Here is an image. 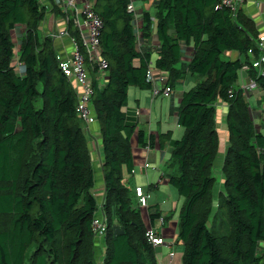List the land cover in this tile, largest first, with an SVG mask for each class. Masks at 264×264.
Segmentation results:
<instances>
[{"label": "trees", "instance_id": "obj_1", "mask_svg": "<svg viewBox=\"0 0 264 264\" xmlns=\"http://www.w3.org/2000/svg\"><path fill=\"white\" fill-rule=\"evenodd\" d=\"M45 1L56 15L54 0ZM131 1H93L106 64L102 86L93 77L97 69L87 65L104 158L107 229L99 258L91 226L100 201L91 154L74 85L59 67L52 39L39 32L46 7L41 0H0V264H158V247L146 231L163 215L157 206L138 207L123 178L124 171L134 172L132 137L141 148L155 140L135 134L124 111L130 88L151 90L150 54L138 48L153 37L159 43L154 70L166 75L168 87L187 73L198 79L177 109L182 137L158 136L171 147L163 178L183 198L181 264H264V123L255 125L235 88L243 65L250 64L248 52L260 55L256 24L222 0H154L153 13L140 14L136 35L135 16L127 11ZM17 27H24L18 46L12 38ZM187 46L191 57L183 69L178 64ZM228 52L239 58H227ZM249 75L264 94V74L251 69ZM218 103L227 105L229 142L216 193Z\"/></svg>", "mask_w": 264, "mask_h": 264}, {"label": "crops", "instance_id": "obj_2", "mask_svg": "<svg viewBox=\"0 0 264 264\" xmlns=\"http://www.w3.org/2000/svg\"><path fill=\"white\" fill-rule=\"evenodd\" d=\"M56 1L57 0H54V6L56 5ZM134 1L141 2L142 7L136 8L134 5L135 4ZM235 1L237 2V10H241L244 14L249 16L254 21V23L256 24L258 33H262L264 31V0H235ZM132 2L134 5V8L136 10V15L134 17V28H135L136 35H137L139 33L138 24H139V21L141 18L140 14L143 12H149L150 14H152L153 13V2H154V0H133ZM41 3L46 7L45 19L39 26L40 35L42 37H44V36H47L49 33H55L54 31L56 30V28H60V21H58V19H56V17H54V13L51 10L53 8V6L50 5L51 3L49 4L45 0H41ZM50 29H52L53 32H51ZM23 32H24V27H17L12 32V38H13L14 42L17 44V46H18V41H20V38L23 35ZM53 43H54L53 45H54V48L56 50V53H64V52L66 54L70 53V51H71L70 44L68 43V41L66 39L54 40ZM158 47H159V43L156 41L155 37H153L151 40H148L146 42L139 44L138 49L140 50L141 53H149L150 54V67H151L150 69L153 70V73L155 74V76H166V75H163V74L156 72L154 70L153 65H155V62L158 59V54H157ZM18 48L19 47H17V51H18ZM191 48L192 47H189V46L184 47V54H183V58H182L181 65H180V67L183 69H186L189 58L191 57ZM225 56L229 59H232V60L239 58L238 54L235 52H228L225 54ZM153 59H154V61H153ZM240 59L243 60V57H240ZM249 60H251V59L249 58ZM250 70H248V71L241 70L239 72V77H238V80L235 84V88L237 90L238 89L241 90V92L243 94L244 101L249 106L252 118L255 121V125L258 127H261V125L264 123V107H261L260 99L264 98V94L257 87V85L253 82V80L250 78V75H249ZM93 77L97 80L98 84L100 86H102L106 80V73L104 71L98 72V73H95V75ZM196 82H197V78L187 73L185 78L183 80H179V82L176 84V86L172 89V93L170 94L171 95L170 96L171 101H170V105L168 107V112H169V115H171V117L174 119V121H173L174 129L180 127L177 124L176 114H177V109L179 107L182 94L185 92V90H179V92L176 93L175 92L176 87L180 83L188 86L191 83L194 84ZM72 83L74 85V82H72ZM74 88H75V85H74ZM137 90H139V89H137ZM147 91H149V90H139L138 92H136L135 88H130L128 90L127 107L124 109V111L126 112V118H127L128 124L129 125H136L135 134L139 131H142L146 142H148V140L151 136H153L155 138V140L153 141V146H151V147L146 146L144 148H141L140 146L137 145V139H136L135 135L131 139L132 155H133L134 165H135L134 171L137 169V167H141L142 168L141 169L142 174L145 173L144 165H145V163L148 164L147 159L149 158L155 162V161H157V155H158L159 164L155 168V170L157 169V175L159 177L157 184L156 185L150 184L148 186L147 190L143 189L146 192H149L151 194L153 192L152 191L153 189L158 190L159 185L160 186L161 185L162 186L168 185L167 179L163 178V176L167 172V165H168L169 158L171 155V147H170L169 141H167V140L163 144H161L158 141V136L169 134L168 136H171V139L173 140V134L175 133L176 130L175 131L172 130L170 128V124L167 122H165L163 124V126H161V122H160V128L161 129L158 132H154V131L150 130L149 133H147L139 127L138 124L141 122L140 117L145 116L148 119L147 123H150V117L152 115L151 110H145L144 108H141L142 103L144 104L143 107H145V100L143 98H145L144 94ZM150 98H151L150 105H153L154 101L159 97H153L152 93H151ZM161 98H168V97H161ZM251 98H254L255 103L258 104L263 109L262 112H259V110L251 109L250 104H249V100ZM227 112H228L227 105H225L223 103H218V105L216 107L215 121H216V125H217V133L219 136L218 155L220 154V157H219L220 167L218 170L219 174H217V175H219V179L221 180L220 184L223 183L221 168L223 165L225 152H226L228 142H229V134L227 132V129L225 128ZM135 123H137V124H135ZM84 129H85V135H86V138L88 141V148H89V151L91 154L92 167H93L94 177H95V188H94L93 192H94V195L96 196L97 199H102L103 195H104V187H103V176H102L101 164H102L104 158H103V148L101 145L102 142H101V135H100V131H99V125L97 123H94L92 125L85 126ZM183 132H184V130H183ZM177 140H179V139H177ZM142 165H143V167H142ZM134 176H135L134 172L131 175L126 173L125 171L123 172V178L125 177L128 179V183L131 187L132 199L133 198L136 199L135 195H134V188L140 187V186L134 185ZM221 187H222L221 185L218 186L217 193H219V190L221 189ZM161 201H164V199L161 198ZM154 202H156V203H154ZM147 206L148 207L149 206H157L159 211H161L160 206H159V202L157 200H154V196L149 195V201H148ZM163 217H165V216H163ZM172 223H173L174 229L176 230L174 232L175 233L174 236H176V239H177L178 220L176 222H172ZM153 228L155 230H157L158 232H160V235L163 238V234H165L164 228L161 229L160 227H157L156 223L153 224ZM171 237L172 236L168 235V234H166V236H164L163 239L165 240L166 245L162 246V247H167V249L172 250V248L174 247V244H172L173 239H170ZM173 242H174V240H173ZM177 243H178V240H177ZM102 251H103V248L101 246L100 253ZM158 251H160V253H161V249H158ZM164 263L165 262L163 261L162 264H164ZM172 263L173 264L175 263V257H173Z\"/></svg>", "mask_w": 264, "mask_h": 264}, {"label": "built area", "instance_id": "obj_3", "mask_svg": "<svg viewBox=\"0 0 264 264\" xmlns=\"http://www.w3.org/2000/svg\"><path fill=\"white\" fill-rule=\"evenodd\" d=\"M222 5L233 12L237 11V2L235 0H222ZM55 6L57 14H54V17L60 21V28H56L55 33H49L47 36L52 41L66 39L70 44V53H56V60L63 75L74 82L77 93V115L85 126H89L95 123V117L90 106L93 87L87 65L95 67L97 73L103 72L106 68V64L100 55L102 21L93 10V0H57ZM127 11L134 14V16L136 15L132 1L127 7ZM70 27H72L78 38L71 36ZM257 45L260 51L259 57L253 58L252 51H249L250 64H244L241 70L254 69L263 75L264 31L259 33ZM15 65L20 67L21 63L16 61ZM146 80L151 84L153 97H169L172 93V89L166 84L165 76H155L152 69L147 71ZM147 168H149V165L145 163L144 169ZM134 193L137 206L140 208L146 207L149 195L145 193L142 187H135ZM102 204L103 201L101 200L91 224L94 235L98 239L105 237L107 229V219L103 213ZM159 223L161 226L164 225L163 217L159 220ZM159 234L160 232L154 229L146 231L147 241L154 247L166 245L165 240ZM169 257L172 260L174 253L171 252Z\"/></svg>", "mask_w": 264, "mask_h": 264}, {"label": "rangeland", "instance_id": "obj_4", "mask_svg": "<svg viewBox=\"0 0 264 264\" xmlns=\"http://www.w3.org/2000/svg\"><path fill=\"white\" fill-rule=\"evenodd\" d=\"M134 5L136 8H141L142 7V3L139 1H134ZM51 32H53L52 29H50ZM154 61V59H153ZM181 63L178 64V67H180ZM154 66V65H153ZM198 82V79H197ZM196 82V83H197ZM190 84V85H184L182 83H180L177 87H176V93L179 92V90H190L192 87L195 86V84ZM134 90V89H133ZM139 90L136 89V92H138ZM150 94H151V90L147 91L144 94L143 98L145 100V107L144 104L142 103L141 108H144L145 110H151L152 111V115L150 117V123H147V118L145 116L140 117L141 122L138 124L139 127L144 130L145 132L149 133V131H154V132H158L161 128H160V122H161V126H163V124L165 122L170 124V128L172 130H176L175 133L173 134V140H177L180 139L183 135V129L182 128H175L173 126V121L174 119L171 117V115H169L168 112V107L170 105V101H171V95L168 98H157L153 105H150ZM260 105L261 107H264V98L260 99ZM249 104L251 109H255V110H259V112H262V108L255 103V99L251 98L249 100ZM41 106V102H37L36 103V107H40ZM137 124V123H135ZM219 157L220 154L217 156L216 162H215V166H214V176L216 177V181H215V185H214V190L217 193V188L218 186H222V184H220L221 180L219 179V174L218 170H219ZM147 162L149 164V168L145 169V173L142 174L141 171V167H137V169L134 171L135 176H134V185L136 186H140L143 189L147 190L148 186L150 184L156 185L157 181L159 179L158 175H157V169L155 170V168L157 167V165L159 164V158L157 155V161H152L151 159H147ZM143 167V165H142ZM146 174V175H145ZM125 178V177H124ZM126 181H128L127 178H125ZM130 187V185H129ZM131 189V187H130ZM222 189V187H221ZM221 189L219 190V192L221 191ZM144 190V191H145ZM153 192L150 194L149 192H146L147 194L154 196V200H157L159 202V206L163 216L165 217H170L172 216V219H168L165 221L164 225L161 226L160 223L158 221H156V226L160 227L161 229L164 228L165 234H163V238L164 236H166V234L171 235L172 237L170 239L172 240V244H174V247L172 248V250L167 249V247H158V249H161V253L160 251H158L157 249V253H156V259L158 261V264H162L163 261L165 262L164 264H173L171 258L169 257V254L171 252L174 253V257H175V263L174 264H181V258H182V253H183V247L181 245H179L177 243V239L176 236H174V232L176 231L173 227V223L172 222H176L178 220V214H179V210L180 207L182 206L183 203V198L179 197L176 190L173 189L171 186L169 185H159L158 190L157 189H153ZM161 198L164 199V201H161ZM103 199V198H102ZM102 199H97V200H102ZM134 203H137V200L133 198ZM149 201V200H148ZM156 203V202H154ZM144 210L146 211V208H144ZM147 213V212H146ZM150 227V224H147ZM103 239H97L98 241V248H97V253L99 258L101 257L102 252L100 253V248L103 245ZM102 244V245H101ZM170 244V243H169ZM103 248V247H102ZM170 262V263H169ZM178 262V263H177Z\"/></svg>", "mask_w": 264, "mask_h": 264}, {"label": "clouds", "instance_id": "obj_5", "mask_svg": "<svg viewBox=\"0 0 264 264\" xmlns=\"http://www.w3.org/2000/svg\"><path fill=\"white\" fill-rule=\"evenodd\" d=\"M99 203H100V201H99ZM164 218V217H163ZM165 221V220H164ZM173 253V252H172Z\"/></svg>", "mask_w": 264, "mask_h": 264}]
</instances>
